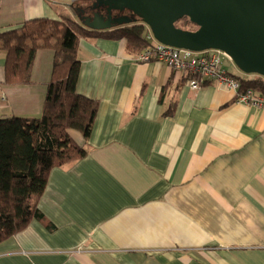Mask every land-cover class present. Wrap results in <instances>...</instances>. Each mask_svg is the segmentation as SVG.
<instances>
[{"label":"crops","instance_id":"0c3cea01","mask_svg":"<svg viewBox=\"0 0 264 264\" xmlns=\"http://www.w3.org/2000/svg\"><path fill=\"white\" fill-rule=\"evenodd\" d=\"M56 4L0 0V33L68 12ZM138 54L79 40L76 90L98 108L86 138L69 134L87 154L50 171L42 218L0 242V264H264V110ZM4 64L0 117H39L52 52L30 84H6Z\"/></svg>","mask_w":264,"mask_h":264},{"label":"trees","instance_id":"16d2710c","mask_svg":"<svg viewBox=\"0 0 264 264\" xmlns=\"http://www.w3.org/2000/svg\"><path fill=\"white\" fill-rule=\"evenodd\" d=\"M70 9L79 13L74 4ZM140 22L137 18L129 24L97 31L84 27L69 12H60L58 18L22 21L21 27L0 33L6 84H30L37 53L52 52L51 73L40 116L0 117V242L26 228L32 219L42 218L38 202L50 171L87 154L69 134V130H75L86 138L98 108L97 100L76 90L79 40L123 39L127 52L140 53L150 46ZM175 25L196 29L187 17L177 20ZM244 75H233L240 89L251 88L264 95V78Z\"/></svg>","mask_w":264,"mask_h":264},{"label":"water","instance_id":"95a60500","mask_svg":"<svg viewBox=\"0 0 264 264\" xmlns=\"http://www.w3.org/2000/svg\"><path fill=\"white\" fill-rule=\"evenodd\" d=\"M106 17L79 19L91 30H107L140 19L160 43L193 51H224L244 74L264 78V0H95ZM80 9V8H79ZM131 14L112 16V11ZM83 12V9H81ZM187 17L194 30L179 28Z\"/></svg>","mask_w":264,"mask_h":264},{"label":"built area","instance_id":"2783aa9c","mask_svg":"<svg viewBox=\"0 0 264 264\" xmlns=\"http://www.w3.org/2000/svg\"><path fill=\"white\" fill-rule=\"evenodd\" d=\"M140 23L146 30L150 46L138 54L137 61L155 60L165 63L171 71L185 75L191 90H197L207 82L219 87H228L235 91L237 103L264 110V95L251 88L240 89L239 82L224 68V61H227L232 68H236L224 51L214 48L193 51L162 44L155 39L147 24Z\"/></svg>","mask_w":264,"mask_h":264},{"label":"flooded vegetation","instance_id":"af4514ba","mask_svg":"<svg viewBox=\"0 0 264 264\" xmlns=\"http://www.w3.org/2000/svg\"><path fill=\"white\" fill-rule=\"evenodd\" d=\"M95 0H91L89 1V4L87 5L86 9L84 10V8H80L78 9L79 14H78V18L79 19H85V18H92V16L97 13L99 15H103V17H106V7L101 5V6H93V2ZM81 9H83V12L81 11ZM126 14H131L129 11L127 10H123V11H112V16H119V15H126Z\"/></svg>","mask_w":264,"mask_h":264},{"label":"rangeland","instance_id":"374dc122","mask_svg":"<svg viewBox=\"0 0 264 264\" xmlns=\"http://www.w3.org/2000/svg\"><path fill=\"white\" fill-rule=\"evenodd\" d=\"M89 1H91V0H58V4H56V5L58 6V8H61L62 6H65L66 8H68V12L72 15V17L74 19H76L77 21H79V19H78L79 13H76L75 9L71 10L70 5L71 4L76 5L77 10L79 8H84V10H85L87 5L89 4ZM65 12H67V10H65ZM228 65H229L228 62L224 61V63H223L224 68H226L229 71H235V72L238 71L239 73H242L237 67L235 69L234 68L231 69Z\"/></svg>","mask_w":264,"mask_h":264}]
</instances>
